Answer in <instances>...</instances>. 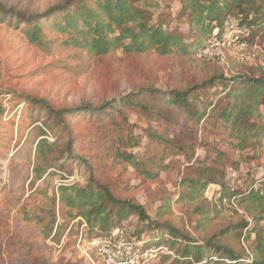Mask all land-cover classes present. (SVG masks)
<instances>
[{"label": "trees", "instance_id": "16d2710c", "mask_svg": "<svg viewBox=\"0 0 264 264\" xmlns=\"http://www.w3.org/2000/svg\"><path fill=\"white\" fill-rule=\"evenodd\" d=\"M231 22L249 48L264 50V0H64L40 13H27L0 0V23L21 32L31 45L51 50L60 42L99 58L119 53L126 58L155 55L208 63L217 58L200 56L201 50L212 39L222 40ZM215 29H219L217 34ZM236 62L206 77L169 74L160 84L148 76L129 93L101 105L85 103L77 110L26 94L32 105L27 108L39 111L36 121L57 132L49 141L42 137L46 130L36 126L38 135L30 139L35 148L22 151L19 157L3 153L1 163L25 173V179L32 176L34 184L56 172L55 168L72 175L74 170L68 167L75 166L77 159L76 167L81 169L83 164L87 178L85 183L74 180L58 186L59 210L54 197L49 205L37 198L38 193L47 194L40 187L29 194L15 187L0 190L7 206L19 207L21 222L33 224L44 237L57 224L59 240L65 219L80 216L88 227L82 240L123 228L138 245L165 246L174 253L161 250L142 264H264V176L256 178L249 172L245 188L226 180L231 171L256 160L264 143V52L257 54L247 71H235ZM131 110L138 117L164 122L165 129L132 122L128 116ZM69 119L74 124L86 121L81 133L72 128ZM211 133L223 135V148L209 142ZM141 146L145 147L143 155L133 150ZM200 146L207 149L203 158L198 154ZM84 148L110 155L116 163L109 167H133L144 181L158 179L164 169L173 167L177 157H183L193 172L183 176L180 196L173 200L205 204L198 209L201 219L197 228L204 235L193 236L163 221L172 203L169 196L161 198L163 203L153 218L134 197L119 193L127 190L120 191L102 179L99 165L80 154ZM168 157L171 160L166 164ZM209 184H219L221 201L226 197L242 214L212 234L206 233L220 210L219 204L205 198ZM58 215L63 222L57 223Z\"/></svg>", "mask_w": 264, "mask_h": 264}, {"label": "rangeland", "instance_id": "374dc122", "mask_svg": "<svg viewBox=\"0 0 264 264\" xmlns=\"http://www.w3.org/2000/svg\"><path fill=\"white\" fill-rule=\"evenodd\" d=\"M1 1L27 13H40L64 0ZM254 50L255 48L239 50L233 45L225 44L221 46L224 57L208 63L180 58L165 59L155 55L126 58L119 53L99 58L79 47L61 46L60 42L51 50L31 45L21 32L0 23V190L15 187L29 194L31 190L38 191L39 187L44 188L47 194L40 196L38 193L37 198L40 197L39 200L49 205L54 197L56 208L59 210L58 186L74 180L86 182L87 175L83 170L85 166L82 164L81 169L76 167L77 159L75 166L68 167L74 170L72 175L67 170L55 168L56 172L43 176L34 184H31L32 176L25 179L27 177L25 173L7 163L5 165L1 163L5 160L1 157L3 153H8L9 158L16 154L19 157L22 151L35 148L36 145L31 144L30 139L33 135H38L34 131L36 126H42L46 130L42 137L49 141L54 140L57 132L56 129L44 127L41 121H36L39 111L27 108L32 105L26 94L49 100L56 107L77 110L85 103L101 105L129 93L146 82L148 76L151 81L160 84L169 74H178L186 78L199 73L206 77L218 68L230 67L235 61L237 62L232 67L235 71H247L254 63L248 59V54ZM256 50L259 51L257 54L260 51L264 52L261 49ZM128 116L132 118V122L138 120L144 128L153 127L162 131L166 127L164 122L150 121L145 116L138 117L134 110L129 111ZM69 123L73 129H78L79 133L86 126L83 119L75 124L69 119ZM207 138L212 144L223 148L222 134L211 133ZM133 150L143 155L145 147H136ZM206 150L200 146L198 154L203 158ZM80 154H85L93 164L99 165L98 174L104 181L112 182L120 191L127 190L119 193L125 197H134L145 206L153 218H156L157 210L163 203L161 198L169 196L172 203L163 221L168 220L193 236L204 235L197 228L201 219L198 209L205 204L201 201L177 204L173 200L180 196L179 182L183 176L193 172L188 168V164L183 163V157H177L173 167L164 169L158 179L144 181L131 166L128 168L126 164H117L109 167L110 164L116 163L110 155L87 148L80 150ZM257 154L256 160L244 163L239 170L228 174L226 180L229 185L245 188L248 184L245 177L249 172L256 178L264 176V143ZM14 160L17 161L16 158ZM170 160L168 157L165 163H169ZM219 187V184H209L205 189V198L219 204L220 210L206 234H212L226 222H235L242 217L241 210L237 212L226 197L221 201ZM3 198V193H0V264H90L79 247L80 238L87 234L88 227L84 218L79 216L73 220L65 219V230L59 240L56 238L57 224L53 232L44 237V233L35 229L33 224H30L32 226L30 227L29 224L22 223L19 219L21 214L18 211L19 207H8ZM57 220V223L63 222L62 216L58 215ZM84 242L86 241L81 239V243Z\"/></svg>", "mask_w": 264, "mask_h": 264}, {"label": "built area", "instance_id": "2783aa9c", "mask_svg": "<svg viewBox=\"0 0 264 264\" xmlns=\"http://www.w3.org/2000/svg\"><path fill=\"white\" fill-rule=\"evenodd\" d=\"M219 29H215L217 34ZM222 40L212 39L209 44L204 47L200 56L206 58H223L224 54L221 51V46L225 44L233 45L239 50H246L249 48L247 43L243 41L242 35L237 31L236 24L231 22L223 36ZM255 47L253 52L248 54L250 61L257 57V50ZM258 182L252 188L257 189ZM79 241L80 250L86 255L90 264H142L143 262L152 259L161 250H165L170 254H174L168 247L162 246L159 248H145L142 245L129 238L127 231L123 228H117L111 234L104 237H93L86 242Z\"/></svg>", "mask_w": 264, "mask_h": 264}]
</instances>
